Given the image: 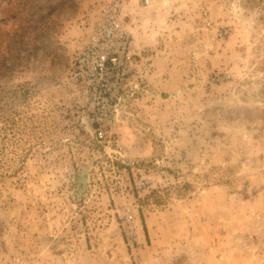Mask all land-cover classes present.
Here are the masks:
<instances>
[{"label": "rangeland", "instance_id": "obj_1", "mask_svg": "<svg viewBox=\"0 0 264 264\" xmlns=\"http://www.w3.org/2000/svg\"><path fill=\"white\" fill-rule=\"evenodd\" d=\"M115 1L108 122L74 60ZM0 264H264V0H0Z\"/></svg>", "mask_w": 264, "mask_h": 264}, {"label": "built area", "instance_id": "obj_2", "mask_svg": "<svg viewBox=\"0 0 264 264\" xmlns=\"http://www.w3.org/2000/svg\"><path fill=\"white\" fill-rule=\"evenodd\" d=\"M149 1L144 0L146 4ZM133 49V37L124 23L121 4L115 1L103 8L93 31L75 57V81L92 97L93 111L103 109L108 122L114 119L108 114L109 108L121 101L120 92L136 64ZM98 129L102 136L105 130Z\"/></svg>", "mask_w": 264, "mask_h": 264}, {"label": "trees", "instance_id": "obj_3", "mask_svg": "<svg viewBox=\"0 0 264 264\" xmlns=\"http://www.w3.org/2000/svg\"><path fill=\"white\" fill-rule=\"evenodd\" d=\"M142 225H143V230H144L146 238H147L148 237L147 226H146V223H145L143 218H142Z\"/></svg>", "mask_w": 264, "mask_h": 264}]
</instances>
